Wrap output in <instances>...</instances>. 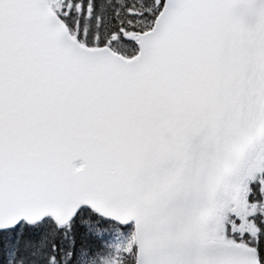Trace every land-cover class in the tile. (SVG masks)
Here are the masks:
<instances>
[{"label": "snow or ice", "instance_id": "snow-or-ice-1", "mask_svg": "<svg viewBox=\"0 0 264 264\" xmlns=\"http://www.w3.org/2000/svg\"><path fill=\"white\" fill-rule=\"evenodd\" d=\"M0 264H264V0H0Z\"/></svg>", "mask_w": 264, "mask_h": 264}]
</instances>
